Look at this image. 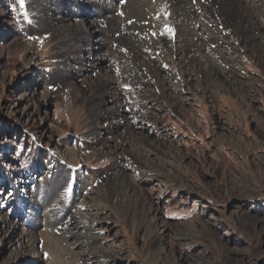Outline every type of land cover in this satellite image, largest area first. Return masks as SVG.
I'll use <instances>...</instances> for the list:
<instances>
[{
    "label": "rangeland",
    "instance_id": "obj_1",
    "mask_svg": "<svg viewBox=\"0 0 264 264\" xmlns=\"http://www.w3.org/2000/svg\"><path fill=\"white\" fill-rule=\"evenodd\" d=\"M95 55L104 61L87 67ZM64 72L66 82L51 79ZM112 81L139 161L96 154L112 134L96 129L93 97ZM115 166L131 202L94 217L104 224L88 244L110 260L69 232L92 225L98 199L111 208L103 186ZM46 237L61 245L46 248ZM34 257L264 264V0H0V264Z\"/></svg>",
    "mask_w": 264,
    "mask_h": 264
},
{
    "label": "bare ground",
    "instance_id": "obj_2",
    "mask_svg": "<svg viewBox=\"0 0 264 264\" xmlns=\"http://www.w3.org/2000/svg\"><path fill=\"white\" fill-rule=\"evenodd\" d=\"M237 11L240 10L239 7H236ZM236 10H232V9H227V14H225V17L230 20L232 19H236V25H237V22H241L239 21V15L238 13H235ZM5 13L3 12L2 15H4ZM238 20V21H237ZM88 28L87 29H90L92 30V27H93V22H90L88 21ZM245 23H246V19H245ZM8 24V23H7ZM241 28V27H240ZM239 28V26H235V29H236V33H240L241 32L239 30H241ZM8 31V30H7ZM10 31V30H9ZM12 31V30H11ZM86 36V35H85ZM85 36H83V38L81 39V41L83 42V39L85 38ZM18 40V39H17ZM95 45H83L81 46V54L82 53H90V54H93L94 48ZM188 46V45H187ZM82 56V55H81ZM104 57H101L100 55H95V57L91 58L90 56L88 57V62H87V67L89 68H99L100 64H102V62L104 61L103 60ZM82 65L79 66V69H82ZM86 67V66H85ZM69 74L67 73H62L61 75L59 74V76H55L53 78H51L52 80H55L56 82H59V83H63V82H66L67 81V77ZM210 78V76H207ZM30 81H27L26 83L28 84ZM83 82L85 83V79H83ZM86 83H89V85H93L94 87H96L97 84L95 83H90L89 81L86 82ZM114 82H110L109 84H107V86L103 87L102 90H100L98 93H96L93 97L94 100H96L94 106L97 110L100 111H103L104 113L100 114V115H94L93 116V119H96L98 123H103V125H99L97 124L96 126V129L98 128H105V131H108L112 134V140H107V138L105 139H101L96 145L98 146H101V150L102 151H99L98 149H95L94 147H92V150H95L97 151L96 154H98L99 156H105V155H110V156H113L115 157L116 159H119V158H122L123 155H127L128 156H131L132 158H136L138 161H139V152L137 150H129L128 148H126V146L128 147V145L131 143V141L133 140L132 136H134V132H131V129H135L133 128V126H130V124H126L125 123V126L123 124V114L121 113V110H120V102H119V99L117 97V93H116V89H115V86H114ZM92 88V87H91ZM99 90V89H98ZM165 89H163V94H165ZM93 101V100H92ZM93 105V104H92ZM93 108V106H92ZM93 110V109H92ZM96 110V111H97ZM39 111L37 110L36 113L33 111L32 113L28 114L27 115V119L30 120L34 115L38 114ZM113 118V122H107L108 120H106L107 118ZM102 121V122H101ZM126 127V135L124 137H121V136H117L116 135V132L118 131L117 129L119 128H124ZM94 129V128H93ZM91 130V129H90ZM86 133V132H85ZM119 134V133H118ZM87 137H93L94 139H98V138H101L100 136L102 135V133L100 131H94V130H91V131H88L86 133ZM138 135V134H137ZM85 137V136H84ZM121 137V138H120ZM135 139H137L136 136H134ZM141 137V136H140ZM120 138L121 140V144L118 145L116 144V140ZM144 139V138H143ZM119 140V139H118ZM136 141V140H135ZM94 142V141H93ZM125 144V145H124ZM133 144V143H132ZM136 144V143H135ZM140 144V143H139ZM105 147L108 149L107 151L105 150ZM141 163V162H140ZM118 166H115L114 167V171H111L110 174L106 177V180L104 181V186H103V189L105 192H108V194L111 192H113V196H112V205H111V208L107 205H103L105 203H102L103 200H99L97 202H94V204H96V206L100 207L97 208L99 211H101L102 213H96L97 210H94V213L92 214H89L88 216L90 217H93V219L89 220V222H91V226H87L85 228H83L80 232H78V234L76 233L77 232V227H73L70 232H69V235L71 237H73V240H76V238H78L77 236H80V234L84 233V242L85 243H80L78 245V247L80 249H82V247H86L88 244H90L91 241H94L97 239L96 236H95V231H97L96 228L98 227H102V225L104 224L103 221H101V219H96L94 217H96L97 215H101L103 216L105 214V212L107 211H119V210H123V212L125 213V203L123 204V199H127L129 201V203L131 202V200L129 199V195L128 193L132 190L133 188V185L128 183L127 179H126V175L124 174L125 172L123 171L122 168H119ZM60 182L59 179H57L54 184H53V187L56 189L57 187V184ZM10 186V185H9ZM80 190H85V185L82 184V186H80L79 188ZM101 194H99V198H100ZM132 198V197H130ZM89 199V198H88ZM109 199V197H108ZM91 200L93 201V198H91ZM127 203V202H126ZM128 206V205H126ZM127 208V207H126ZM95 209V208H94ZM90 210V209H89ZM127 214V213H126ZM100 216V217H101ZM128 216V215H127ZM126 217V216H125ZM88 221V220H87ZM108 225V224H107ZM96 228H95V227ZM105 229H107V231L109 232V234L113 231L112 227H107L106 225L104 226ZM12 231L11 229H9V232ZM107 233V232H106ZM45 246L46 248H49L51 249L52 245L56 246L57 248L59 247L60 242L58 243V238H51V237H46L45 239ZM117 236H114L113 237V241L114 243H112L113 245L114 244H122L121 242H117ZM34 245H32L31 243H26L25 245V249L28 250V251H31L34 249L33 247ZM89 248H91V252L96 254V255H99L98 253L100 254H104L106 255L108 258H110V260H112L111 258H115V254L112 253V251H108V250H105V249H102L100 247H93L91 245H88ZM87 247L85 249V251H87ZM103 250V251H102ZM83 256H85L86 254L85 253H82ZM35 257L32 259V260H29L30 261V264L31 262L32 263H35ZM21 264H24L23 262Z\"/></svg>",
    "mask_w": 264,
    "mask_h": 264
},
{
    "label": "snow or ice",
    "instance_id": "obj_3",
    "mask_svg": "<svg viewBox=\"0 0 264 264\" xmlns=\"http://www.w3.org/2000/svg\"><path fill=\"white\" fill-rule=\"evenodd\" d=\"M20 6L23 7V0H20ZM168 31L170 32L171 30L168 29Z\"/></svg>",
    "mask_w": 264,
    "mask_h": 264
}]
</instances>
